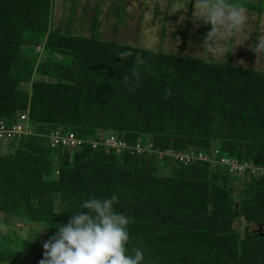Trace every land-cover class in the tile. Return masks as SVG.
Listing matches in <instances>:
<instances>
[{
    "label": "trees",
    "instance_id": "16d2710c",
    "mask_svg": "<svg viewBox=\"0 0 264 264\" xmlns=\"http://www.w3.org/2000/svg\"><path fill=\"white\" fill-rule=\"evenodd\" d=\"M55 1L0 0V119L28 110L42 134L0 149V264H39L56 224L83 201L114 193L115 210L131 220L129 252L140 248L144 264H264V231L250 226L264 221V171L157 152L264 166V70L74 34L70 21L52 26ZM120 52L132 55L121 60ZM55 129L113 134L154 152L84 143L71 154L50 145ZM11 220L31 225L28 234Z\"/></svg>",
    "mask_w": 264,
    "mask_h": 264
},
{
    "label": "rangeland",
    "instance_id": "374dc122",
    "mask_svg": "<svg viewBox=\"0 0 264 264\" xmlns=\"http://www.w3.org/2000/svg\"><path fill=\"white\" fill-rule=\"evenodd\" d=\"M222 2L245 9L247 20L242 30L226 35L220 41V47H203L211 25L193 22L194 0H56L52 4L51 22L53 27L64 29L70 21L68 29L78 35L95 32L103 39L207 60H228L231 64L264 70V55L257 58L250 48L258 36L264 35V11L254 9L255 6L264 8V0ZM95 14L96 26L93 22ZM234 185L237 195L242 185L238 181ZM4 219V214L0 213V221ZM11 224L10 227L17 226L16 231L22 236L28 234L31 226L12 220ZM238 225L241 230L246 222L240 221ZM250 226L264 231V224ZM5 229L3 225L2 230ZM39 229L43 234V228Z\"/></svg>",
    "mask_w": 264,
    "mask_h": 264
},
{
    "label": "clouds",
    "instance_id": "9594fccd",
    "mask_svg": "<svg viewBox=\"0 0 264 264\" xmlns=\"http://www.w3.org/2000/svg\"><path fill=\"white\" fill-rule=\"evenodd\" d=\"M193 22L202 21L211 25L204 38L203 47H220V41L233 31L245 26L246 10L230 7L222 0H194ZM251 50L258 58L264 55V35L257 37ZM131 52H120L121 60ZM136 63H143L139 54ZM140 73L133 67L132 76L138 81ZM130 77L125 75L127 84ZM133 89L130 87L129 91ZM119 202L114 193L109 198L91 197L80 204L82 211L72 213L67 224H56L58 232L43 243V259L39 264H144V253L140 248L129 252L131 220L115 210ZM60 213H58L59 215Z\"/></svg>",
    "mask_w": 264,
    "mask_h": 264
},
{
    "label": "built area",
    "instance_id": "2783aa9c",
    "mask_svg": "<svg viewBox=\"0 0 264 264\" xmlns=\"http://www.w3.org/2000/svg\"><path fill=\"white\" fill-rule=\"evenodd\" d=\"M28 110L17 111V113L11 118V120L0 119V149H3L10 141H14L24 136L29 135H42L36 130H33L31 122L29 120ZM49 137L50 145L52 147L66 148L72 154L74 149L79 148L84 143H89L93 148L103 147L106 152L114 149L116 154H122L124 152L130 154L140 155L145 151L154 152L151 145H142L140 141L133 145H128L125 141L117 138V136L108 133H99L97 137L84 139L77 136L73 132L61 133L60 130L55 129L46 134ZM159 157L161 156H173L176 160L183 164H191L196 160L210 161L212 164L220 163L228 165L230 170H239L243 174L244 170L251 168L252 173H258L264 171V166H252L249 163H239L235 159H228L226 157H213L209 158L206 154L201 152H173L157 151ZM216 152V150H214Z\"/></svg>",
    "mask_w": 264,
    "mask_h": 264
},
{
    "label": "water",
    "instance_id": "95a60500",
    "mask_svg": "<svg viewBox=\"0 0 264 264\" xmlns=\"http://www.w3.org/2000/svg\"><path fill=\"white\" fill-rule=\"evenodd\" d=\"M262 224H264V221H263V223Z\"/></svg>",
    "mask_w": 264,
    "mask_h": 264
},
{
    "label": "bare ground",
    "instance_id": "6f19581e",
    "mask_svg": "<svg viewBox=\"0 0 264 264\" xmlns=\"http://www.w3.org/2000/svg\"><path fill=\"white\" fill-rule=\"evenodd\" d=\"M66 149V148H65Z\"/></svg>",
    "mask_w": 264,
    "mask_h": 264
},
{
    "label": "flooded vegetation",
    "instance_id": "af4514ba",
    "mask_svg": "<svg viewBox=\"0 0 264 264\" xmlns=\"http://www.w3.org/2000/svg\"><path fill=\"white\" fill-rule=\"evenodd\" d=\"M259 226V225H258Z\"/></svg>",
    "mask_w": 264,
    "mask_h": 264
}]
</instances>
